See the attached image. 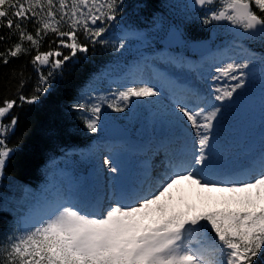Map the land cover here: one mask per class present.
Returning <instances> with one entry per match:
<instances>
[{"label":"snow or ice","instance_id":"6c2138e0","mask_svg":"<svg viewBox=\"0 0 264 264\" xmlns=\"http://www.w3.org/2000/svg\"><path fill=\"white\" fill-rule=\"evenodd\" d=\"M0 69V264H264V0H0ZM53 94L95 139L33 188Z\"/></svg>","mask_w":264,"mask_h":264},{"label":"trees","instance_id":"16d2710c","mask_svg":"<svg viewBox=\"0 0 264 264\" xmlns=\"http://www.w3.org/2000/svg\"><path fill=\"white\" fill-rule=\"evenodd\" d=\"M163 0H150L154 6L162 3ZM205 35V33H201ZM97 62L100 57H96ZM91 66H86L90 68ZM3 69H0V73ZM3 78L0 76V94L3 93ZM62 97L56 94L50 95L47 99L42 98L43 103L29 108L25 106L21 115V123L17 127L15 135L11 136L9 145L17 144L18 139L25 129H30L27 136L21 143H18L17 150L10 157L7 167V174L15 177L22 183L29 184L33 188H38L44 181L43 169L49 163L50 154L59 156L55 144L61 145L78 144L85 145L95 137V134H85L79 131L65 134V129L72 126L82 128L78 122H72L65 117L60 109ZM56 128L60 131L58 138L48 135L50 129Z\"/></svg>","mask_w":264,"mask_h":264},{"label":"rangeland","instance_id":"374dc122","mask_svg":"<svg viewBox=\"0 0 264 264\" xmlns=\"http://www.w3.org/2000/svg\"><path fill=\"white\" fill-rule=\"evenodd\" d=\"M254 103H255V105H256V110L259 112V110H258V104H259V101H258V98L254 101ZM257 113V112H256ZM258 117H259V113H258ZM257 117V115H256V119L258 118ZM258 124V123H257ZM241 131H242V129H241ZM60 167H62V166H60Z\"/></svg>","mask_w":264,"mask_h":264},{"label":"bare ground","instance_id":"6f19581e","mask_svg":"<svg viewBox=\"0 0 264 264\" xmlns=\"http://www.w3.org/2000/svg\"><path fill=\"white\" fill-rule=\"evenodd\" d=\"M257 122H258V120H257Z\"/></svg>","mask_w":264,"mask_h":264}]
</instances>
